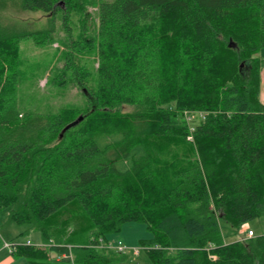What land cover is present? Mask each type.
Listing matches in <instances>:
<instances>
[{
	"label": "trees",
	"instance_id": "1",
	"mask_svg": "<svg viewBox=\"0 0 264 264\" xmlns=\"http://www.w3.org/2000/svg\"><path fill=\"white\" fill-rule=\"evenodd\" d=\"M11 1L50 15L35 34L50 38L57 15L69 34L92 0H0ZM93 1L95 90L71 54L60 76L83 110L21 113L18 47L34 34L0 20V212L42 238L11 256L112 264L99 246L136 222L153 234L140 241L149 264H264V235L227 242L220 226L234 236L264 216V0Z\"/></svg>",
	"mask_w": 264,
	"mask_h": 264
},
{
	"label": "rangeland",
	"instance_id": "2",
	"mask_svg": "<svg viewBox=\"0 0 264 264\" xmlns=\"http://www.w3.org/2000/svg\"><path fill=\"white\" fill-rule=\"evenodd\" d=\"M111 1V0H106ZM97 2L90 1L83 12L73 13L70 17V32L67 34L59 15L55 17V32L50 38L35 35L44 33L50 22V15L41 12H24L17 2H0V20L11 25L15 29L34 35L19 43V71L17 85V105L21 113H30L32 116H44L56 114L63 110L85 109L86 96L80 87L76 85L70 73L64 75V83L60 84L65 57L71 54L76 64L87 73L86 87L93 91L96 87L97 55L90 49L86 41L95 39L97 27ZM79 44L74 47L73 44ZM256 57L264 62V48ZM71 115V114H70ZM171 147H174L171 144ZM10 208L0 212V239L9 247L0 249V264H27L24 258H13L11 252L15 246L30 245L39 246L42 242L41 234L32 231L28 226L8 223ZM75 215L77 229L86 226L85 221L71 210L68 216ZM224 238L227 242L246 237L248 230L254 236L264 235V216L251 220L244 224L234 236L228 235L227 225L220 221ZM75 228V226H74ZM153 237L152 232L146 226L136 222L123 223L116 233L107 234L105 248L112 251L116 261L112 264H149L146 253L140 247L141 240ZM14 245V246H13ZM125 246L124 253H118L114 248ZM138 249V253L134 251Z\"/></svg>",
	"mask_w": 264,
	"mask_h": 264
},
{
	"label": "crops",
	"instance_id": "3",
	"mask_svg": "<svg viewBox=\"0 0 264 264\" xmlns=\"http://www.w3.org/2000/svg\"><path fill=\"white\" fill-rule=\"evenodd\" d=\"M259 101L264 106V62L260 71V87H259ZM249 231V230H248Z\"/></svg>",
	"mask_w": 264,
	"mask_h": 264
},
{
	"label": "built area",
	"instance_id": "4",
	"mask_svg": "<svg viewBox=\"0 0 264 264\" xmlns=\"http://www.w3.org/2000/svg\"><path fill=\"white\" fill-rule=\"evenodd\" d=\"M251 237H254V233L251 231V230H249V231H247V233H246V237L245 238H251ZM107 248H111L110 246H108V245H105ZM3 247H5V248H8L9 247V245L8 244H3ZM118 253H124L126 250H127V248L125 247V246H117L116 248H114ZM134 251L136 252V253H138V249H134Z\"/></svg>",
	"mask_w": 264,
	"mask_h": 264
},
{
	"label": "water",
	"instance_id": "5",
	"mask_svg": "<svg viewBox=\"0 0 264 264\" xmlns=\"http://www.w3.org/2000/svg\"><path fill=\"white\" fill-rule=\"evenodd\" d=\"M81 120H82V117H79V118H78L73 124H70V125L66 126V127L63 129L62 133L65 132L67 129H69L71 126H73V125L79 123ZM61 136H62V134H60L59 137H61Z\"/></svg>",
	"mask_w": 264,
	"mask_h": 264
}]
</instances>
